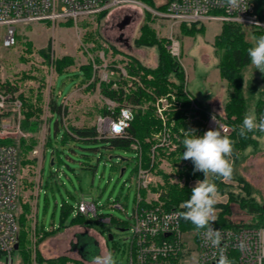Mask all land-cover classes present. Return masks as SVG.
I'll return each instance as SVG.
<instances>
[{
    "label": "rangeland",
    "instance_id": "374dc122",
    "mask_svg": "<svg viewBox=\"0 0 264 264\" xmlns=\"http://www.w3.org/2000/svg\"><path fill=\"white\" fill-rule=\"evenodd\" d=\"M154 1L158 6L166 0ZM67 22H71L72 25L66 26ZM67 22L55 25L52 23L19 25L17 30L20 38L16 45L0 47V84H5L3 88L16 87L17 94H23L27 104H31V111L35 112V115L27 120L28 124L25 127L23 125L25 111L30 108L29 105L27 107L22 105L20 112H15L16 122L21 123L23 132L29 133L28 137L9 134V137L4 139L14 142L19 149L20 215L24 212L26 204L30 206L29 212L26 213L25 225L29 234L27 248L31 251V261L33 255L36 254L37 257L39 251L45 259L43 261L48 263L49 259L66 256L69 258L67 262L91 264L93 257L111 252L116 264H128L130 224L138 195L135 170L138 158L135 149L111 148L105 141L85 142L78 138L63 143L61 137L63 130H68L70 126H97L101 117L111 115L103 113L106 107L112 113L114 107L120 105L117 101H114L115 105L112 104L110 102L112 99L102 93L103 81L115 80L116 83L112 85L114 89H119L123 82H126V91L131 88L132 81L136 80L144 87L138 77L128 73L127 65L132 58H136L147 66H155L158 48L136 44L140 28L144 23L152 26L159 38L166 39L164 45L167 50L170 28L167 21L148 15L141 7L117 9L101 19L99 16L83 19L77 25L72 20ZM222 25L221 21H207L204 23L205 32L194 36L184 35L180 30L181 25L174 28V35L181 43V55L176 59L185 71L184 92H188L195 100L192 101L191 110L184 114V122L188 128L195 126V120L198 119L193 112L197 103L216 112L218 110L213 109L209 103L211 99L213 97L219 99L218 107L222 104L225 106L227 101L229 86L227 80L220 75L219 55L213 44ZM244 27L247 38L254 43L252 27L247 25ZM29 43L31 51L28 49ZM42 50L47 51L49 59L44 56ZM65 55L72 56L74 64L66 72L59 74L53 61ZM90 63L92 74L87 76L81 66ZM243 89L247 99L245 114L254 113L257 118V101L264 99V79L263 73L254 69L251 64L244 71ZM166 95L170 101L178 100L177 104H180V107L177 105L170 110L166 119L172 136H177L176 143L179 137L173 130L176 123L173 113L183 108V104L177 96L176 88L171 87ZM53 98L62 104L64 110L58 122L60 131L57 136L54 128L57 117L50 108ZM157 98L151 102L154 108ZM128 105L132 107L135 116L137 107ZM147 106L148 103L141 107ZM11 108L13 106L10 104L0 110H4L5 115H11L13 114ZM155 114L162 122L156 108ZM162 128L163 122L162 127L152 136L156 141L152 148V155L154 154L152 162L158 161L159 165L155 170L149 168L153 177L149 184L150 192L147 189L141 191L150 199L161 195L160 187L164 184V179L158 170L168 174L171 183L195 186L200 180L180 176L179 170L182 166L193 162L191 160L175 162L169 158L176 149L158 144L162 138L160 136ZM180 131L184 133L187 130ZM110 137L112 136L99 133L98 139ZM23 139L27 145L34 143L33 148L22 152ZM257 139L256 147L233 150L228 159L233 167L232 176L235 177L223 180L233 187L235 193L247 196L236 179V176H242L250 184L253 197L264 204V133H258ZM135 143L139 154L143 155L142 143L139 140H135ZM228 200L227 193L218 192L216 202L224 204ZM82 201L96 203L98 215H84L88 221L86 224L66 227L39 242L43 230H53L62 223L63 204L73 206L72 212L64 219L65 223H69L72 216L77 214L76 208ZM117 203L123 204L124 210L117 207ZM230 206L233 221L254 222L255 215L239 202H232ZM216 213L215 209L214 215ZM108 217L126 221L127 226L119 227L105 220ZM21 230L20 223V232ZM13 256L14 263H19L22 259L19 251H15ZM0 260L5 262V257Z\"/></svg>",
    "mask_w": 264,
    "mask_h": 264
},
{
    "label": "built area",
    "instance_id": "2783aa9c",
    "mask_svg": "<svg viewBox=\"0 0 264 264\" xmlns=\"http://www.w3.org/2000/svg\"><path fill=\"white\" fill-rule=\"evenodd\" d=\"M166 1L161 4L166 3ZM160 4V5H161ZM141 7L155 18L168 22L170 34L167 48L170 54L179 58L181 55L180 39L174 35V28L182 23H202L207 21L234 22L252 28L264 30V4L257 0H243L241 8H229L225 0H169L164 10L153 7L143 0H0V47L15 46L18 41L19 25L33 23H56L72 20L76 25L83 19L98 17L103 12L112 13L117 9ZM136 79V78H135ZM115 105L114 100L110 101ZM178 100L170 101L168 95L157 98L155 108L163 120L162 137L158 144L176 149V135L172 136L170 126L166 123L167 114ZM12 105L13 114L5 115L0 110V140L9 134L28 137L16 122L15 112H20L22 100L17 92L0 87V108ZM113 109V106L111 107ZM196 104L193 110L197 109ZM115 109V107H114ZM101 117L97 123L100 135H125L134 118L133 109L123 105L116 114ZM192 110V111H193ZM224 111V110H223ZM9 112V111H7ZM262 116V115H261ZM215 117V121L213 120ZM202 135L209 129H220L222 135L231 131L227 116L222 111L208 112ZM8 135V136H7ZM159 138V137H158ZM174 141V142H173ZM131 148L137 153V187L135 211L130 224L131 239L128 245V264H264V224L260 226L212 227L218 233L212 238L205 235L207 229H184L180 210L167 209L159 195L150 199L141 191L149 190L153 177L148 168L142 164L135 141ZM154 160V154L152 155ZM153 165V162H152ZM19 149L14 142H0V264H24L13 262V255L18 251L20 235V202H19ZM158 194V192H157ZM117 207L124 210L121 203ZM77 213L97 216V205L94 202L82 201L77 206ZM110 221L111 217L107 219ZM216 241L215 243L213 241ZM30 264H62L40 262L36 254ZM87 264V263H63Z\"/></svg>",
    "mask_w": 264,
    "mask_h": 264
},
{
    "label": "trees",
    "instance_id": "16d2710c",
    "mask_svg": "<svg viewBox=\"0 0 264 264\" xmlns=\"http://www.w3.org/2000/svg\"><path fill=\"white\" fill-rule=\"evenodd\" d=\"M147 4L156 7L158 9L164 10L167 6L166 3L156 6L154 0H143ZM258 4L262 6L264 0H257ZM108 12H103L99 15V18L105 17ZM148 15L151 13L148 12ZM66 26H71V22L65 23ZM181 32L184 35L194 36L197 33H204L206 27L202 23H182ZM252 34L256 38L259 35L264 34V30L252 28ZM19 39L20 36L18 35ZM165 38H159L156 30L150 26L148 23H144L140 28V35L135 40L136 44L139 46H156L158 48L157 63L155 66H147L140 62L136 58H132L131 62L127 65V71L131 76H136L143 83L144 87L139 84V81H132L131 88L126 91L125 84L120 86L119 89L112 88V85L116 83L115 80H110L109 82L101 83L102 93L120 103L119 106L115 108V113L120 112L122 105L132 104L136 106L135 116L130 122V126L127 128L125 135L113 136L103 140L98 139L99 133L96 126L92 127H76L70 126L68 130H63L61 141L63 143L68 142L69 139L83 140L85 142H97L105 141L109 144L111 148H121V149H131V144L135 140H139L143 146V165L145 168H151L155 170L158 168L159 162L154 161L152 165V148L155 144V140L152 138L153 134L157 132L162 127L161 120L155 114V108L151 104L157 97L166 95L171 87L176 88L177 96L183 104V108L175 110L173 113L175 116V126L173 127L174 132L178 135V147L175 151L171 153L169 158L175 162H185L187 160L182 159L183 152L185 151L182 144L184 139V133L180 130H189L194 129L196 135H201L205 128V122L209 109L197 103L198 108L195 109L194 115L198 117L195 120V126L188 128L184 122L185 112L191 110V104L194 100L188 92H184L185 87V71L180 64V62L173 57L170 52L165 47ZM214 47L219 55L218 68L222 78L226 79L230 89L228 99L224 106V112L227 116V122L231 126V131L228 136L232 141H234V151L236 150H245L248 147H256L258 144L257 134L261 133L259 131H254L248 133L245 137L239 135V129L242 124L243 118L245 116L247 99L244 95V71L245 68L250 64V59L247 56V49L253 45V42L247 38V33L244 25L234 23V22H224L221 28L220 33L215 36ZM50 48V47H49ZM28 49L31 51V44L29 43ZM42 53L45 57L49 59V54L46 50H42ZM74 64V58L69 55H65L59 58H55L53 65L56 71L61 74L68 70L70 66ZM81 69L84 71L85 75L91 76L92 74V64L82 65ZM151 76V78H149ZM175 80H174V79ZM264 79V73H263ZM5 84H0V87H3ZM12 93L17 91L16 87L5 86ZM19 97L22 100V104H27V100L24 98L23 94H19ZM38 99H40L38 97ZM194 102V101H193ZM148 103L146 108H142V105ZM30 108L25 111V120L24 127L28 124L27 120L35 115V112L31 111ZM50 108L53 112V115L57 117L55 121V136H57L60 128L58 127V122L60 117L63 114L64 110L62 104H60L56 99H52L50 102ZM104 114L111 113V110L107 107L103 111ZM256 113L257 118L261 115H264V99H259L256 104ZM201 118V119H199ZM0 142H11L9 140H0ZM49 142L51 145L52 138L49 137ZM33 144L27 145L25 140H22L21 145L22 152L27 151L33 148ZM25 153V152H24ZM162 154V152H161ZM137 170V166L135 167ZM158 172L163 176L164 184L160 187L161 195L160 198L165 202V207L167 209H178L180 212L186 211L182 208L184 201L188 200L191 195V190L194 186H189L188 184L180 185L176 183H171L169 175L164 173L161 170ZM181 177H186L187 179H204L202 172L194 171V164H184L179 170ZM235 177V176H232ZM237 181L242 185V189L245 191L247 196H240L239 194L233 191V187L226 183L223 178L216 177L213 175L208 176V180L217 185L218 192L221 194L227 193L229 200L227 203H218L215 204V209L217 213L213 216L211 221V227H231V226H260L264 224V204L258 202L252 195V188L248 182L242 176H236ZM145 193V191H143ZM239 202V204L248 209V211L255 215V220L252 223L236 222L231 219V203ZM62 212V223L58 228L53 230H43V236L39 238V242L43 241L44 238L51 236L57 233L61 229L70 227L77 224H86L87 218L84 214L77 213L75 216H72L69 223H65L64 219L68 214L72 212L73 206H68L63 204ZM30 206H24V212L20 215L19 220L22 225V230L19 236L18 251L22 256V262L24 264H30L31 261V251L28 250V231L26 230V213L29 212ZM182 227L184 229H196L195 226L188 220L184 219L181 216ZM111 222L115 223L119 227H126V221H122L116 218L111 217ZM37 257L40 262H42L44 257L39 251H37ZM69 261V258L66 256H61L57 259H49L50 263H66Z\"/></svg>",
    "mask_w": 264,
    "mask_h": 264
},
{
    "label": "clouds",
    "instance_id": "9594fccd",
    "mask_svg": "<svg viewBox=\"0 0 264 264\" xmlns=\"http://www.w3.org/2000/svg\"><path fill=\"white\" fill-rule=\"evenodd\" d=\"M231 9L241 8L243 0H225ZM247 56L254 69L264 73V34L255 38V42L247 49ZM215 121V117H213ZM259 131L264 133V115L257 122L254 113H246L239 129V135L245 137L248 133ZM185 151L182 159L191 160L194 171L202 172L203 180H198L191 190L190 198L183 202L182 208L186 209L180 215L190 221L197 230L207 229L205 235L212 238L218 233L211 227V221L215 213L216 197L218 195L217 185L208 180L209 175L230 180L233 167L229 157L233 153L234 141L228 136L222 135L220 129H209L203 135H196L194 129L184 131L182 140ZM216 242L215 240L213 241ZM91 264H116L114 255L110 252L104 256L92 258ZM221 264H226V258Z\"/></svg>",
    "mask_w": 264,
    "mask_h": 264
},
{
    "label": "crops",
    "instance_id": "0c3cea01",
    "mask_svg": "<svg viewBox=\"0 0 264 264\" xmlns=\"http://www.w3.org/2000/svg\"><path fill=\"white\" fill-rule=\"evenodd\" d=\"M229 92H230V89L228 88L227 99H228V96H229ZM192 98H193V97H192ZM193 99H194V98H193ZM227 99H226V100H227ZM194 101H195V100H194ZM196 102H197V101H196ZM218 102H219V99L213 97L209 103H210V105L213 107V109H217V110H219V111H222V110L224 109V105L222 104L221 107H218V106H217V105H218ZM209 110H210V109H209Z\"/></svg>",
    "mask_w": 264,
    "mask_h": 264
},
{
    "label": "water",
    "instance_id": "95a60500",
    "mask_svg": "<svg viewBox=\"0 0 264 264\" xmlns=\"http://www.w3.org/2000/svg\"><path fill=\"white\" fill-rule=\"evenodd\" d=\"M123 171H124V170H123ZM110 238H111V239H113V236H112V235H110ZM16 248L18 249V245H16Z\"/></svg>",
    "mask_w": 264,
    "mask_h": 264
}]
</instances>
